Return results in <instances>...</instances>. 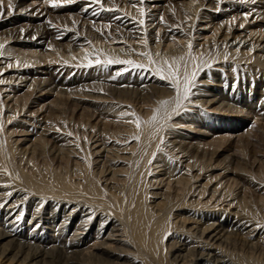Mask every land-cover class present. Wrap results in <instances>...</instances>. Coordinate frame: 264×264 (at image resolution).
<instances>
[{
	"label": "bare ground",
	"instance_id": "6f19581e",
	"mask_svg": "<svg viewBox=\"0 0 264 264\" xmlns=\"http://www.w3.org/2000/svg\"><path fill=\"white\" fill-rule=\"evenodd\" d=\"M8 2L0 264H264V0H150L145 17L128 0L95 16L84 0ZM125 11L137 21L111 19ZM189 41L211 67L160 131L122 113L148 121L174 101L168 82L79 66L95 49L148 67L136 53L186 56Z\"/></svg>",
	"mask_w": 264,
	"mask_h": 264
},
{
	"label": "snow or ice",
	"instance_id": "6c2138e0",
	"mask_svg": "<svg viewBox=\"0 0 264 264\" xmlns=\"http://www.w3.org/2000/svg\"><path fill=\"white\" fill-rule=\"evenodd\" d=\"M45 3L49 4L52 8H60L65 5H70L79 2V0H44ZM147 2V0H136V3H134L132 6L134 8L138 9L140 17H145L146 12L143 5ZM255 0H253V3ZM85 7L83 9L84 12H87L89 10H93V7L96 6L100 11H116L119 12L120 9L118 7H106L105 0H84ZM3 0H0V16H3ZM8 10L9 12L13 11V6L11 0L8 2ZM92 14L98 15V11L93 10ZM124 18H127L130 22L137 21V17L129 16V14L125 11L123 14V17L116 16L114 19L116 20H122ZM161 21L163 22V16L161 15ZM51 23V22H49ZM95 23V22H94ZM146 21L145 19H139L138 24L140 26L145 25ZM97 31H100L101 34H103V30L101 29H95ZM133 29H129V31H132ZM108 31L109 34L111 32V26L110 23L108 25ZM169 31H171V27L169 26ZM62 38V37H58ZM35 39V37H34ZM159 36H157V43H159ZM89 45H91V41L87 42ZM117 43H126L124 41H119ZM143 46L145 48L148 47V40L146 38L143 39ZM6 45L4 43H0V57H4L6 55L4 49ZM187 53L186 56H179V57H172V58H164L161 61H157L153 58V55L149 51L139 52L136 53V55H140L142 57H146L149 65L148 67L145 66L143 63H138L134 59H123L118 55L111 54V53H104L99 50L96 51L95 57H92L89 53H85L83 57V61L79 66L82 67H93L104 65V66H111V65H122L124 66L121 69H117L115 74L111 77V79L115 80L122 75L126 73H130L135 70H143L147 73L154 74L158 76L160 80L168 82L169 86L173 88L176 92V96L174 98V101L170 100H161L159 101V106L154 109L153 115L148 121H142V119L135 113H122V115L130 116L132 119L129 121L130 123H134L137 129H140L142 124H147L150 127H156L157 131L162 130L164 127L168 126L167 122L172 119L174 115H178L181 108L183 107V102L190 99L192 95H194L193 89L197 87V77L198 72H201L206 66L211 67L207 63V61H202L199 57L193 56V44L191 41L187 44ZM133 52L135 50H132ZM8 56L11 54L8 53ZM156 56H160V53H156ZM73 59H76V57H73ZM190 61H195V63H192L191 68L189 67ZM225 61H227V55H225ZM19 61H17V66H19ZM11 67V64L8 65ZM27 66V65H26ZM3 74L0 73V76ZM0 83H3L2 80H0ZM130 107V106H128ZM3 131V124L0 123V132ZM69 135H72L69 133ZM133 140H139L140 135H134L132 137ZM130 142V141H129ZM162 144L164 143L163 138H161L160 141ZM11 195V193H9ZM7 201L0 203V208H3ZM17 208L20 207V205L16 206ZM23 213L21 212L18 216L19 219H22Z\"/></svg>",
	"mask_w": 264,
	"mask_h": 264
},
{
	"label": "rangeland",
	"instance_id": "374dc122",
	"mask_svg": "<svg viewBox=\"0 0 264 264\" xmlns=\"http://www.w3.org/2000/svg\"><path fill=\"white\" fill-rule=\"evenodd\" d=\"M128 1H132V5L134 4V3H136V0H128ZM226 2V0H223V2H222V5ZM263 0H260V2H262ZM149 4L150 3V0H147V2L145 3V4ZM144 4V5H145ZM72 4H70V6H71ZM225 5V4H224ZM260 5V4H259ZM69 5H65V6H62V7H60V8H55V9H62V8H65V7H68ZM249 7V8H248ZM247 8L248 9H251L252 7H250V6H247ZM54 8H50V11H54L55 10ZM224 8H221V10H223ZM230 10H232V9H230ZM261 11H264V9H261ZM246 12H243L242 14H245ZM252 13H254V12H252ZM114 14V13H113ZM115 17V16H114ZM114 17H112L111 19L113 20L114 19ZM250 17H252V16H250ZM101 18V17H100ZM103 18V17H102ZM102 18H101V20H102ZM253 19H255V17H253ZM261 18H258V21L260 20ZM98 22H100V21H98ZM197 37V36H196ZM247 45V44H246ZM123 47H124V45H123ZM112 48H114V46H112ZM128 49V48H127ZM258 76H261V74H259ZM264 79V77L262 78V80ZM264 81V80H263ZM36 107V106H35ZM44 116L42 115V118H43ZM41 118V117H40Z\"/></svg>",
	"mask_w": 264,
	"mask_h": 264
}]
</instances>
